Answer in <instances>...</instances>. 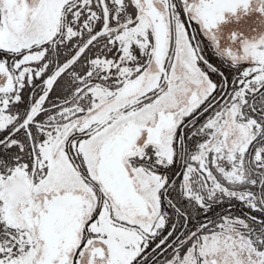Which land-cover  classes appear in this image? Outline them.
<instances>
[{
    "label": "snow or ice",
    "instance_id": "1",
    "mask_svg": "<svg viewBox=\"0 0 264 264\" xmlns=\"http://www.w3.org/2000/svg\"><path fill=\"white\" fill-rule=\"evenodd\" d=\"M249 3L0 0V264H264Z\"/></svg>",
    "mask_w": 264,
    "mask_h": 264
},
{
    "label": "flooded vegetation",
    "instance_id": "2",
    "mask_svg": "<svg viewBox=\"0 0 264 264\" xmlns=\"http://www.w3.org/2000/svg\"><path fill=\"white\" fill-rule=\"evenodd\" d=\"M261 7H264V0H259L256 6L250 11L240 9L235 15L228 14L229 18L220 26L226 36V39L220 42V46H222V44L230 45L238 43V41L233 42L230 39L233 32L239 33L241 38L250 39L253 36H256L258 26H260L259 24L261 23V17H264V12L260 11ZM205 44L207 46L209 56H212L213 59H217L224 65V67L232 66L230 58L221 56L217 50V46L210 38L205 37Z\"/></svg>",
    "mask_w": 264,
    "mask_h": 264
},
{
    "label": "clouds",
    "instance_id": "3",
    "mask_svg": "<svg viewBox=\"0 0 264 264\" xmlns=\"http://www.w3.org/2000/svg\"><path fill=\"white\" fill-rule=\"evenodd\" d=\"M258 2H259V0H250L248 11H250L253 7H255ZM261 24H264V18L261 19ZM218 35H219L221 41H224L226 39V36H225V34H224L222 29H220L218 31ZM261 36H264V31H261L258 35L253 36L252 39H258ZM229 46L232 47L234 50L239 51L238 46L236 44H230V45H223L222 44L221 48L229 47ZM84 264H87V260L86 259L84 261ZM97 264H100V262L98 261Z\"/></svg>",
    "mask_w": 264,
    "mask_h": 264
},
{
    "label": "rangeland",
    "instance_id": "4",
    "mask_svg": "<svg viewBox=\"0 0 264 264\" xmlns=\"http://www.w3.org/2000/svg\"><path fill=\"white\" fill-rule=\"evenodd\" d=\"M264 18V17H261V19ZM260 26H258V31H257V35L261 32V31H264V24H259Z\"/></svg>",
    "mask_w": 264,
    "mask_h": 264
}]
</instances>
